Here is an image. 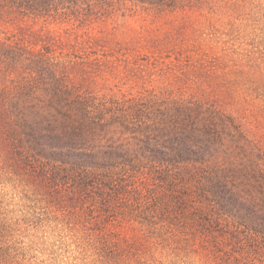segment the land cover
<instances>
[{"label":"trees","instance_id":"trees-1","mask_svg":"<svg viewBox=\"0 0 264 264\" xmlns=\"http://www.w3.org/2000/svg\"><path fill=\"white\" fill-rule=\"evenodd\" d=\"M232 1L0 0V168L118 264L152 243L264 264V86L218 57L103 27L118 13L221 15ZM0 264L20 263L0 245Z\"/></svg>","mask_w":264,"mask_h":264},{"label":"rangeland","instance_id":"rangeland-1","mask_svg":"<svg viewBox=\"0 0 264 264\" xmlns=\"http://www.w3.org/2000/svg\"><path fill=\"white\" fill-rule=\"evenodd\" d=\"M232 9L221 15L175 21L174 17L152 19L146 14H115L103 25L115 31L116 42L158 39L165 46L207 54L239 68L259 86H264V0H233ZM185 22V23H184ZM28 25L33 23L28 21ZM42 23L34 25L36 30ZM67 26L45 29L60 34ZM12 28L7 29L11 31ZM180 34V36H175ZM168 38H171L169 42ZM174 61L172 56L166 63ZM255 98V96L253 95ZM264 100V98H263ZM262 104L261 100H253ZM1 164V163H0ZM0 168V245L20 264H118L99 250L96 233L85 231L57 204L7 168ZM130 264H205L192 254H176L152 243Z\"/></svg>","mask_w":264,"mask_h":264}]
</instances>
